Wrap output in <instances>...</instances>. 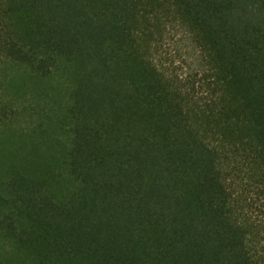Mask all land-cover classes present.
Wrapping results in <instances>:
<instances>
[{
  "label": "trees",
  "instance_id": "16d2710c",
  "mask_svg": "<svg viewBox=\"0 0 264 264\" xmlns=\"http://www.w3.org/2000/svg\"><path fill=\"white\" fill-rule=\"evenodd\" d=\"M0 264H264V0H0Z\"/></svg>",
  "mask_w": 264,
  "mask_h": 264
},
{
  "label": "rangeland",
  "instance_id": "374dc122",
  "mask_svg": "<svg viewBox=\"0 0 264 264\" xmlns=\"http://www.w3.org/2000/svg\"><path fill=\"white\" fill-rule=\"evenodd\" d=\"M183 37L184 36H183V34L181 32L178 36H176V41L175 42L173 41L171 43L170 48L166 49V52L171 53V55H172V51L175 53V52H177L176 50H178L179 48L181 49L182 47H181V40L180 39H182ZM163 57L166 58V57H169V56H168L167 53H164Z\"/></svg>",
  "mask_w": 264,
  "mask_h": 264
}]
</instances>
